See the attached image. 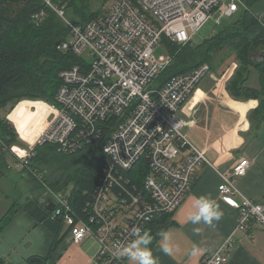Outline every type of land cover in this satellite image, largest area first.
<instances>
[{
	"label": "built area",
	"instance_id": "obj_1",
	"mask_svg": "<svg viewBox=\"0 0 264 264\" xmlns=\"http://www.w3.org/2000/svg\"><path fill=\"white\" fill-rule=\"evenodd\" d=\"M44 1L71 29L70 39L59 48L71 51L80 62L60 73L57 104L44 103L49 114L34 146L15 151L14 145L8 147L0 140V161L7 152L13 159L8 169L23 171L38 145L52 144L60 153L71 155L100 148L108 161L99 179L100 190L86 205V218L74 211L69 196L50 188L42 176L37 179L55 204L52 217L68 226L75 243L95 237L102 245L104 264H127L116 251L132 239L131 228L146 230L151 222L174 213L190 192L198 169L210 164L185 132L191 122L179 113L211 68L205 64L156 88L155 81L170 58L158 57L155 51L164 46V38L186 45L215 13L232 18L247 8L246 2L112 0L102 18L75 26L66 13L69 0ZM112 119L116 122L109 125ZM181 150H189L190 155L179 164ZM142 159L150 170L144 188L132 184V190L116 193L115 184L133 182L128 173ZM250 166L249 160H241L219 186L220 200L237 208L239 232L253 223L264 229V203L247 197L239 206L235 201L244 196L237 181ZM115 171L121 180H116ZM230 246L229 239L203 264H227Z\"/></svg>",
	"mask_w": 264,
	"mask_h": 264
},
{
	"label": "crops",
	"instance_id": "obj_2",
	"mask_svg": "<svg viewBox=\"0 0 264 264\" xmlns=\"http://www.w3.org/2000/svg\"><path fill=\"white\" fill-rule=\"evenodd\" d=\"M251 11L262 18L264 0H257ZM238 67L235 60L222 74L211 70L179 113L180 118L191 122L185 132L204 151L210 164L198 169L191 192L176 212L156 225L150 247L158 264H203L204 258L217 254L229 239L227 264H264L262 226L253 223L245 232L236 231L237 208L226 205L219 197L223 176H228L241 160L247 159L251 166L237 181L244 196L236 197L235 201L239 206L243 197H247L264 203V125L250 120L260 101L239 99L229 91ZM25 105L29 112H25ZM48 114L44 103L22 101L9 119L23 138L34 141L29 134L33 129L37 136L43 132ZM189 155V150L181 151L177 162L182 164ZM200 195L210 196L223 211L222 219L212 227L193 225L188 219L195 211L192 197ZM47 198L45 190L36 188L24 171H0V226L5 217L11 216L0 227L1 264H104L99 240L91 237L75 243L68 226L51 216L52 211L45 204ZM195 227L202 230L196 233ZM162 231H170L173 246L179 248L172 256L160 250ZM193 246L204 251L191 257ZM126 263L130 264L128 260Z\"/></svg>",
	"mask_w": 264,
	"mask_h": 264
},
{
	"label": "trees",
	"instance_id": "obj_3",
	"mask_svg": "<svg viewBox=\"0 0 264 264\" xmlns=\"http://www.w3.org/2000/svg\"><path fill=\"white\" fill-rule=\"evenodd\" d=\"M109 1L112 0H69L67 17L73 25L84 26L103 17ZM256 1L246 0L247 8L231 18L232 25L220 28L198 45L193 38L186 45L164 38L170 63L155 81V87L162 88L173 77L205 64L216 70L234 54L239 67L229 91L239 99L259 100L260 105L252 112L250 120L264 125V66L253 60L264 50V16L260 18L251 11ZM94 3L100 4V8L93 10ZM217 25H221V21ZM70 32V26L44 0H0V112H10L15 103L24 99L57 104L56 96L62 85L60 73L80 62L71 51L59 48L70 39ZM253 70L259 73L258 88L249 86ZM115 122L116 119H112L108 124ZM0 140L8 147L18 142L6 115H0ZM9 158L7 152L1 154L0 171L8 169ZM107 161L100 148H87L71 155L60 153L55 145L44 144L35 148L29 168L23 171L36 188L44 190L37 179L42 176L50 188L69 196L74 211L86 218V205L100 190L99 179ZM128 174L133 182L115 184L116 193L132 190V184L144 188L150 170L142 159ZM116 177L117 181L122 179ZM174 213L151 222L146 230L153 237L156 225ZM10 217H5L0 227L7 224ZM2 262L0 260V264Z\"/></svg>",
	"mask_w": 264,
	"mask_h": 264
},
{
	"label": "clouds",
	"instance_id": "obj_4",
	"mask_svg": "<svg viewBox=\"0 0 264 264\" xmlns=\"http://www.w3.org/2000/svg\"><path fill=\"white\" fill-rule=\"evenodd\" d=\"M109 149H106V152ZM193 211L188 219L193 225L204 224L209 227L214 226V222H219L223 217V211L219 204L208 195L193 196ZM194 232L199 233L202 229L195 227ZM161 239V251L172 256L174 252L179 251L178 246L172 244V236L170 231H162L159 233ZM130 239L127 243L117 247L116 255L118 258H126L130 264H158V258L153 255L150 245L153 237L147 230H141L139 227H132L130 231ZM204 249L193 246L190 256L196 257Z\"/></svg>",
	"mask_w": 264,
	"mask_h": 264
},
{
	"label": "rangeland",
	"instance_id": "obj_5",
	"mask_svg": "<svg viewBox=\"0 0 264 264\" xmlns=\"http://www.w3.org/2000/svg\"><path fill=\"white\" fill-rule=\"evenodd\" d=\"M111 3H112V1H109L106 4V11H108V8L111 7ZM92 7H93V10H97V9L100 8V4L94 3V5ZM218 21H221V25H217ZM233 21L234 20L229 18V17H225L222 14L215 13L201 27V29L194 35V37H193L194 43L198 45V44L204 42V40L208 39L212 34L217 33L220 28L232 25ZM155 53H156V56H158V57L161 56V55H168V51L166 50V48L164 46H161V45L159 47H157ZM235 60H236V56L233 54L230 57H228L223 63L219 64V66L216 67L215 71H217L219 74H222V73L226 72L229 69V67L231 66V64L235 62ZM258 85H259V73H257L255 70H253L249 86L257 88ZM22 101H33V102L47 103L46 101H41V100L24 99V100H21V101L15 103L13 105V107L11 108L10 112H8V111L7 112H5V111L4 112H0V115H2V116L6 115L7 116L8 122L14 127V130L16 132L18 142H17V144H14V147L16 148L15 151H17V148H19V147L21 149H23V151L29 150L31 147L34 146V144L36 143V141H38V139L40 137V135L37 136V134H36L37 132H36V130L34 131L33 128H35V127L33 126L31 128L33 130H32V132L29 135H31L34 138V141H31V139L23 138L19 134L15 124L9 119L10 118V114L17 108V106ZM24 109H25V112H29V110L26 109V105H25ZM180 154H181V151H180ZM51 216H52V213H51Z\"/></svg>",
	"mask_w": 264,
	"mask_h": 264
},
{
	"label": "water",
	"instance_id": "obj_6",
	"mask_svg": "<svg viewBox=\"0 0 264 264\" xmlns=\"http://www.w3.org/2000/svg\"><path fill=\"white\" fill-rule=\"evenodd\" d=\"M253 60L259 63L260 65L264 66V50L259 51ZM45 204L49 211H52L55 207V204L50 196H48L47 200L45 201Z\"/></svg>",
	"mask_w": 264,
	"mask_h": 264
}]
</instances>
